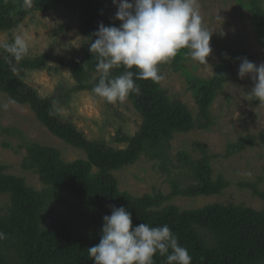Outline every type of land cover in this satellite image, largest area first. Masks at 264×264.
Returning <instances> with one entry per match:
<instances>
[{
	"label": "trees",
	"instance_id": "obj_1",
	"mask_svg": "<svg viewBox=\"0 0 264 264\" xmlns=\"http://www.w3.org/2000/svg\"><path fill=\"white\" fill-rule=\"evenodd\" d=\"M247 5L254 21L256 40L264 48V8L258 5V0H251ZM61 7L78 13L79 30L87 43L82 57L63 58L58 62L70 69L77 83L76 90L93 89L102 73L97 70L98 56L90 51V44L96 38L94 34L100 23L117 26L97 0H0V31L17 27L30 11L53 12ZM218 45L222 61L214 75L209 79L188 78L198 106L196 118L185 103L170 99L158 82L135 80L141 93H131L128 97L141 115L142 123L134 135L118 136L119 141L127 143L124 149L89 140L73 123L58 117L51 100L42 98L35 88L24 82L25 71L42 69L51 55L33 59L23 56L16 60L9 51H0V92L19 104H28L53 135L86 154V158L66 162L60 150L54 147L36 142L28 144L22 167L39 175L46 185L41 190L29 186L24 177L4 173L6 167L0 164V195L8 194L11 200L7 213L0 214V233L4 234L0 238V264H94L87 248L99 243L103 216L111 215L110 205L123 206L130 211L133 226L140 223L168 225L179 244L188 249L191 264H264V211L220 203L185 211L175 205H163L176 196L217 195L227 187L224 178H213L204 147H201L202 158L181 155L192 182L182 188L179 182L173 181L168 195L133 197L118 190L113 175V171L135 164L141 156L165 162L175 134L194 128L206 130L211 126V105L233 70L228 56L225 58V49L220 42ZM187 52L188 49H181L171 60L174 65H179ZM237 57L252 62L244 53H238ZM124 71L123 66L115 67L110 75L115 77ZM97 73L99 75L94 76ZM258 140L264 143V132L259 136H242L229 144L227 155L240 153ZM244 186L264 199V190H259L256 184ZM70 194L83 199L87 215L78 216L74 222L59 217L50 227L41 229L43 222L52 221L51 217L65 209ZM50 203L55 204V209H50ZM8 249H13L14 253L5 252ZM165 260L157 254L154 264H165Z\"/></svg>",
	"mask_w": 264,
	"mask_h": 264
},
{
	"label": "rangeland",
	"instance_id": "obj_2",
	"mask_svg": "<svg viewBox=\"0 0 264 264\" xmlns=\"http://www.w3.org/2000/svg\"><path fill=\"white\" fill-rule=\"evenodd\" d=\"M97 1L119 26L120 21L115 19L117 8L113 0ZM250 1L198 0L204 26L214 30L210 41L212 53L207 58V64L195 61L188 55L179 65H174L173 61L162 63L159 70L164 79L158 83L170 99L185 103L196 118L198 106L189 88L188 78L195 76L209 79L214 75L222 61L220 42L233 64V70L211 105V126L206 130L194 128L175 134L165 162L141 156L135 164L113 171L120 192L138 198L146 194L168 195L172 191L173 181L179 182L182 188L187 186L192 182L191 173L181 155L191 159L202 158L204 153L201 147H204L213 178H224L228 182L227 187L217 195L176 196L163 205H175L185 211L220 203L264 211V199L255 196L249 187L244 186L254 183L259 190H264L263 141L258 140L240 153L227 155L229 144L238 138L248 134L259 136L264 132V103L249 95L254 81L251 76L243 79L238 76L241 63L238 53L250 56L256 65L264 63V48L256 40L254 21L247 5ZM258 5L264 8V0H258ZM79 24L78 13L65 7L53 12L30 11L17 27L0 31V51H8L5 45L13 44L20 37L29 46L24 59L51 55L49 63L42 69H27L24 82L35 88L42 98L51 100L58 117L73 123L89 140L124 149L127 143L119 141L118 136L134 135L142 123L133 101L127 97L123 102L109 103L95 95L92 89L76 90L77 83L70 69L58 62L63 58L83 56L87 39L81 34ZM33 142L60 150L66 162L86 158L83 150L53 135L37 119L28 104H19L6 93L0 92V164L6 167L4 173L24 177L29 186L41 190L46 185L39 175L22 167L27 156L26 146ZM67 199L65 209L51 217L52 221L43 222L41 229H47L59 217L74 222L78 216L87 215L83 199L74 194H70ZM10 203L8 194L0 195L1 215L7 213ZM50 205V209H55V204ZM5 252L14 253L13 249Z\"/></svg>",
	"mask_w": 264,
	"mask_h": 264
},
{
	"label": "clouds",
	"instance_id": "obj_3",
	"mask_svg": "<svg viewBox=\"0 0 264 264\" xmlns=\"http://www.w3.org/2000/svg\"><path fill=\"white\" fill-rule=\"evenodd\" d=\"M113 4L119 26L100 23L90 44L102 73L92 89L98 97L114 103L123 102L131 93L139 95L141 88L135 80H163L159 65L170 62L181 49H188L191 59L207 64L214 30L204 26L198 0H113ZM5 47L16 60L29 51L20 37ZM120 66L125 71L112 77L111 70ZM238 76L252 77L249 95L264 103V63L256 65L242 58ZM110 208L111 215L103 216L99 243L87 248L94 264H154L157 254L166 258L165 264H191L188 249L179 244L168 225L133 226L132 213L125 207Z\"/></svg>",
	"mask_w": 264,
	"mask_h": 264
}]
</instances>
